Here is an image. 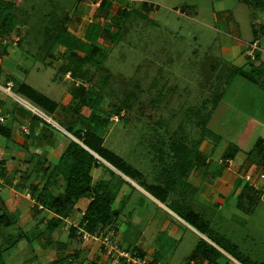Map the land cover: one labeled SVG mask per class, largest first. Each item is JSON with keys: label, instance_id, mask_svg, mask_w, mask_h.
I'll list each match as a JSON object with an SVG mask.
<instances>
[{"label": "rangeland", "instance_id": "obj_1", "mask_svg": "<svg viewBox=\"0 0 264 264\" xmlns=\"http://www.w3.org/2000/svg\"><path fill=\"white\" fill-rule=\"evenodd\" d=\"M10 1L16 4L14 13L18 25L8 37L0 38V66L15 68L3 73L0 92L24 104L26 102L21 100V96L12 90L16 82L30 83L58 102L68 87L75 84L101 92L104 101L100 114L110 120L105 129L93 127L94 132L102 136L106 148L142 173L136 179L137 183L148 189L152 184L166 185L172 180L175 185L165 202L167 206L172 207L174 203L172 208L178 211L180 207L177 203H184L183 207L204 213L212 220L210 226L221 234L233 236L232 230L242 228L228 215L235 213L231 208L234 207L232 198L219 204L221 208L217 210L197 198L198 189L194 184H189L188 178L191 170L197 168L198 164L202 165L203 161L209 160L211 168L226 167L230 161L224 160L223 155L241 147L242 150L235 152V166H238L241 160L249 157V150L256 139L264 138V125L258 123L253 127L252 124L250 130L248 123L250 113L264 119V78L261 77L264 75V61L255 59L256 53L260 51L258 46L259 51L254 52L256 48L252 47L253 43L248 45L254 39L250 21L253 25L258 18L264 21L262 12L253 13L249 7V15V8L236 0H110L112 9L106 15L99 13V19H94L99 22L98 27L102 31L109 32L98 42L101 53L106 56L103 67L98 70L86 66L84 79L74 82L59 72L65 60L64 49L45 45V31L48 27L63 26L81 36L92 20L91 9H94V14L101 0ZM145 4L152 6L150 12L144 9ZM124 8L132 12L122 20L120 27L115 28L111 18L118 9ZM226 47L230 52L225 53ZM235 54L241 59L234 60ZM16 65H20L21 70ZM238 67L246 73L252 68L259 70L256 81L251 83L237 74ZM8 83L12 84L10 91L7 89ZM219 95L222 100L215 107L213 100ZM59 105L57 117L52 118L65 129L69 125L77 129L74 123L76 117L66 110V103ZM81 105L80 113L88 115L90 109L85 103ZM32 109L37 112L35 108ZM209 117L208 124L203 127V122ZM4 124L11 125L9 120ZM74 137V141L82 144ZM174 142H181L184 149L195 151V155L191 154L195 158L194 163L182 177L181 163L171 148ZM9 147L5 152L7 156H3L0 148V160H7L8 163L14 159L10 154L22 151L17 143H10ZM263 149L261 147L258 155H252L245 170L255 166L250 172L260 175L257 167L263 164ZM97 159L103 164L105 177L110 180L104 183L106 194L110 197L119 185L117 178L110 179V172H117L109 168L108 163ZM19 161L15 163L16 166H19ZM98 173L94 174L96 178ZM8 190L6 188L1 193L0 203L6 199ZM19 192L22 196L26 195L25 189ZM88 199L79 200L78 207L86 206ZM119 202L118 198L112 206L120 211L125 203ZM156 205L148 198L140 203L130 201L125 210H131L132 215L128 217L127 212L125 215L128 219L141 218L143 214L152 216L157 210ZM259 207L256 211H263L264 205ZM31 211L28 200H24L14 215L7 209L1 211L0 206V214L5 213L11 218V224L0 229V245L6 249L3 252L5 264H53V261L61 260L74 261V264H110V259L104 257V249L98 244L90 240L71 239L72 226L67 230L58 227L51 233L47 229L48 223L40 222L45 217H50L49 221L52 219L48 209L34 220H31V214L22 220ZM156 217L158 220L150 225L153 226L151 230H146V246L156 240L163 264L169 255L172 256L173 264L188 261L199 235L184 224L178 226L175 239L167 233L156 236L163 222L170 219L161 209L157 210ZM70 221L77 224L79 218ZM121 223L119 218L110 226L117 231L115 239L127 248L139 236L140 230L136 225L128 227L125 221ZM119 229L126 233L119 234ZM18 236H23L22 240L8 248L11 244L8 240H15ZM260 236L264 238V234ZM179 239L181 242L176 252H171V246L176 245ZM76 251L80 252L78 258H74ZM150 260L151 257L147 259L148 262ZM231 264L239 263L231 259Z\"/></svg>", "mask_w": 264, "mask_h": 264}, {"label": "trees", "instance_id": "obj_2", "mask_svg": "<svg viewBox=\"0 0 264 264\" xmlns=\"http://www.w3.org/2000/svg\"><path fill=\"white\" fill-rule=\"evenodd\" d=\"M256 10L264 12V0H238ZM113 4L110 0H101L97 9L95 8V13L91 9L90 16L92 20L87 24L84 29L83 36H77L66 27L53 26L47 28L45 31V41L44 44L49 46H59L64 49V62L59 68V72L62 75L69 74L72 80L78 81L84 79V68L86 66H93L94 68L100 70L103 67L104 60L106 56L101 53V48H99V40L104 36H108L109 32L102 31L99 26V22L95 20L99 19L100 14L105 15L112 9ZM16 4L13 1L0 0V38L4 39L12 34L18 25V19L15 16L14 10ZM144 9L150 12L152 6L149 4L144 5ZM131 10L118 9L117 12L112 16L111 23L113 26L120 27L122 20H125L130 16ZM116 28V27H115ZM106 33V34H105ZM114 42V40H113ZM52 47V48H53ZM256 59H260V55L256 54ZM252 68L249 73L243 71L241 68L237 71V74L244 76L249 82L254 83L256 81L257 72ZM4 68L0 66V81L3 77ZM264 78V75L261 76ZM8 78H10L8 76ZM264 81V79H263ZM13 92L26 98L32 104L41 107L48 113H54L59 104L49 98L48 96L38 92L34 87L26 82H16L13 87ZM69 92L72 96L70 103L66 106L73 117H76L74 121L78 128L76 129L73 125H69L66 129L68 133L75 136L82 144L89 150L97 154L104 161L109 163L111 166L116 168L119 172L129 177L132 180H136L142 176V173L128 165V163L119 155L112 152L104 146V140L102 136L94 132L93 127H98L99 129H105L109 124V117H104L101 115V106L104 101V96L101 92L95 91L93 89L87 90L83 85H74L69 88ZM221 96H216L213 100L214 106L221 100ZM85 105L90 109L88 115L80 113L79 108ZM193 115V114H192ZM197 113H194V117ZM210 118V117H209ZM209 118L203 122V127L209 122ZM0 134L5 137H9L10 131L6 127H0ZM66 138V146L62 152L60 159L56 166L51 170L48 177V182L44 188L38 192L35 198L38 203L43 205L44 208L53 212L59 218H52L48 222L47 229L52 233L54 232L62 222V218L68 216L69 211L74 205L77 204L82 198L93 196V199L89 203L88 207L84 211V215L79 221L78 227L83 228L90 233H94L100 229H104L110 225H114L120 215L122 210L114 209L112 204L115 201L116 195L108 197L106 194L105 182H98L93 184L92 169L95 167L102 166L100 161L93 155L89 150H87L82 145L78 144L73 139L64 135ZM184 146L180 143H172L171 148L173 154L180 161V177L189 172L191 165L194 163L195 158L191 154L195 155V151L187 150L183 148ZM263 147V139H259L252 151L249 152V159L252 155L258 153L260 148ZM215 149V148H214ZM213 149V153L215 152ZM238 149L231 151V153H226L223 155L224 160L230 161L234 158L235 152ZM187 165L189 168L187 169ZM224 167L218 169V173L221 174ZM3 168L0 169V175L2 176ZM115 174L114 172H112ZM123 180V179H122ZM63 182V183H62ZM59 183H62L61 191L58 194H53L51 191V186L59 187ZM141 185V184H140ZM175 183L170 180L166 185L152 184L149 186L147 191L152 194L155 198L161 202H165L168 198L170 191ZM237 185H240L238 181ZM144 187V185H141ZM37 189H33L31 192L32 197L36 195ZM250 204H253L249 201ZM36 209L38 205L34 206ZM178 214L190 225L196 228L199 232L203 233L208 237V239L213 242L214 246L209 241L204 238H200L196 246L193 249V254L189 261L191 260H203L208 261L211 264H231V259H235L241 264H256L242 253L239 252L238 247L226 238L218 236L217 233L209 227L204 217L195 212L194 210L181 207L178 210ZM61 217V218H60ZM10 215L5 213L0 214V229L6 228L11 224ZM77 228L71 227L70 238L80 239L81 237L77 234ZM8 238V237H7ZM23 236L16 237L15 240L10 239L8 242V248H11L22 240ZM6 250V249H5ZM0 245V264H5L3 260V252L5 251ZM227 255H225L222 251ZM132 251L137 252L140 256H144L143 253L139 251L138 248H134ZM80 252L76 251L74 253V258H78ZM162 253L158 251L156 253L155 259L150 262V264H161ZM74 261L67 262L66 260L53 261V264H74ZM97 264V263H92Z\"/></svg>", "mask_w": 264, "mask_h": 264}, {"label": "crops", "instance_id": "obj_3", "mask_svg": "<svg viewBox=\"0 0 264 264\" xmlns=\"http://www.w3.org/2000/svg\"><path fill=\"white\" fill-rule=\"evenodd\" d=\"M236 1L239 4H244L239 2L238 0ZM98 6L99 3H97V7ZM246 6L248 8L250 7L248 5ZM250 8L253 9V13L256 11L259 12V10H256L253 7ZM250 8H249V15H250ZM260 12L264 14L263 11ZM250 23L252 25L254 39L248 42V45L252 42L253 43L252 47L255 48L254 44L257 43L258 49L260 51L257 49L256 46L254 52L258 50L259 52L256 54H259L260 60L264 61V21L263 19L258 18L255 25L252 24V20L250 21ZM83 33L81 36H83ZM228 51L229 48L226 47L225 53ZM236 56L238 55L235 54V57ZM252 58L254 57L252 56ZM235 59L238 60L241 58L236 57L234 58V60ZM255 59H256V55H255ZM240 62L241 60L239 61V63ZM17 67L20 70L22 68L20 65H18ZM3 68L5 73L6 71L7 73H9L8 71L14 69L15 67L11 66L10 68H6L5 66H3ZM64 76L66 77V79L70 77L69 74H66ZM69 88L70 86L68 87L67 91L64 92L59 102L54 100V98H51L50 96L46 95L45 93L37 90V88L35 89L38 92L45 94L46 96L57 102L58 104L63 105L64 103H66L67 106L72 99V96L69 93ZM2 92H0V117L3 118L5 117L6 120L4 122L0 121V127L1 126L6 127L10 131L9 137H5L4 135L0 134V148L3 150L2 154L3 156L4 155L7 156L6 153L10 149L9 147L10 143H14V144L17 143L18 146L22 149V151H14L12 154H10L11 158H14L13 161L10 163L6 162L7 160L5 162L3 161V159L0 160V163L3 168L2 176L0 175V198H2L1 193L6 188L9 189L6 199L2 200V202L0 203L1 211H3V209H7L11 215H14L19 210L24 200H28L29 203L31 204L32 211L31 213H27L22 218V220H24L26 216H28L29 214H31V220H34L37 217H41V213L46 209L43 207V205L38 203L35 200V198L37 197L38 192H40L44 188L46 183L49 181L48 177L50 175V172L56 166L62 152L64 151V148L67 143L64 135L68 136L71 139L73 136L70 133H68L67 130L63 128L58 122H56L54 118H52V117H57L56 116L57 111H55L54 113H48L45 110H43L41 107L31 104L30 102H28L26 98L22 96L20 97L21 100L26 102L27 105L22 103L21 101H15L14 99H11L7 94H4ZM32 107L35 108L37 112H34ZM255 115H256L255 113L249 114L250 119L248 123L250 130L254 127V125L258 123H259L258 125H264V119H262L261 117H256ZM7 120L10 121L11 123L10 126L4 124L6 123ZM262 128H264V126H262ZM24 129H26L27 132H24ZM2 137L5 138L7 141H5ZM259 139H263V147H264V138L259 137L256 139L253 147L249 150V152L253 150ZM82 146L85 147L84 145ZM86 149L89 150L87 147ZM239 150H242V148L238 147V151ZM236 153L234 158L230 160L231 164L227 163L228 165L224 167L221 174L218 173V169L221 166L218 167L216 166L215 168H211V163H209V160H207L206 162L203 161L202 165L198 164L197 168L191 170L190 176L188 178V182L191 185L194 184L198 189L196 196L200 201L214 206L215 208H217V210L221 208V206L218 207L219 204L220 205L224 204L225 202L229 201L230 198H232L234 200V205H233L234 207L231 208L232 210H234L235 213H229L228 215L230 218L236 220L237 222L235 223L240 224L242 228H237V227L236 229L234 228L235 230H232L231 232L233 236H230V234H226V233L221 234L218 230H216L215 228L213 229L210 226L212 225L211 224L212 220L210 218H208L204 213H200L195 209L194 211L198 212L204 217V219L209 224L211 229H213V231L217 233L218 236L224 237L229 242L236 245L238 247L239 252L242 253L248 259H250V261L256 264H264V238L260 236L264 234V233L261 234L262 231H264V208H262L263 211L261 212L256 211L259 206L264 205V179H261L260 177V175L264 173V149L261 154L263 155V158L261 157L262 159L261 161H263V164L257 167L260 175H258V173L255 172L253 173L250 172V169L255 166H249V168L245 170L249 158L241 160L240 164L238 166H235V160L237 158ZM0 154H1V150H0ZM258 154L259 153H256L254 155L256 156ZM18 161H19V166H16L15 163H17ZM3 164L5 165L3 166ZM102 166L95 167L92 169L91 174L93 177L94 185L97 184L98 182H101V179L105 180V183H109L110 181L107 177H105V173L103 169L104 167ZM21 167L23 168L20 169ZM109 168L117 172L115 173L114 171H112L115 174L110 172V179L112 180V178H117L119 180L118 181L119 185L115 187L116 192H113V194L116 195L115 200L119 198L120 200L119 203H125L124 208H122V214H124V216L120 215L119 218L122 223H124L125 221L128 227L133 224L136 225V227L139 228L140 230L139 236L135 240H133V243L129 247L126 248L124 243L121 242L120 245L122 246L123 249L133 250L134 248H138L139 251L143 253L144 255L143 257L146 258V260L149 257H151V260L149 262L147 261L149 264L155 259L156 253L158 251L161 252V250H159L156 240H154L155 241L154 243L150 242L148 243V246H146L144 237L147 228L151 230L153 226L150 227V225L154 221L158 220V218L156 217V213L158 209L163 210V212L166 213V216H168V218L170 219H166L163 222V225H161L159 233L156 234V236H159V234L167 233L169 237L175 239V237H177L176 232L178 226L185 224L186 226L191 227L199 235V240L200 238H204L205 240L209 241L214 246H216L213 242H211L208 239L206 235L199 232L196 228H194L192 225H190L187 221H185L182 217L179 216L178 211L172 208L174 204L172 199H171V202L173 203L172 207L167 206L165 203L166 201L161 202L160 200L155 198L152 194H150L147 191L145 187L137 183L136 180H132L129 177H126L124 174L119 172L116 168H114L110 164H109ZM105 170L108 171L107 169ZM16 171L18 172L19 175L17 174ZM97 173H98V177L96 178L94 174ZM248 177H250V180H247ZM238 181H240L239 186L237 185ZM62 183H59L60 188H58L57 186H53V187L51 186V191L53 194L56 195L61 191L62 187H64ZM20 189H25V194L27 193L31 194V191L33 189H37V193L32 197V199H29L26 197V195L25 196L21 195L22 193L19 192ZM88 198L89 199L86 206L78 207V204H76L69 211L68 216L62 218V222L59 225V227L62 230H65V226L67 225L68 222H71L70 220H76V218H79V221L81 220L82 213L88 207L89 203L93 199V196L90 195L88 196ZM147 198L148 200H151L153 204H157L156 205L157 210L153 213V215L148 216L146 214H143L141 218L134 217L133 219L131 218L132 220L128 219L127 216L129 217L130 215H132V211L125 210V206L127 205V203H129L130 201H133L134 203L136 202L140 203L146 201ZM223 198L226 199V201L223 200ZM249 201H251L253 204H250ZM35 203L41 205L43 209H39V208L33 209L35 208L34 207ZM177 204L178 207L181 208L183 207L184 203H177ZM73 210H75L76 212H74ZM50 213L52 215L51 218H55V219L59 218V216H57L53 212L50 211ZM49 218L50 217L43 218L42 221H40L41 224H47ZM79 221L77 224L76 223L74 224L72 223V224L75 227H77ZM118 232H120L119 234L126 233V231L121 232L120 229L118 230ZM239 235L243 237L241 238L239 237ZM252 239L254 240V242L252 241ZM257 239H259L258 242L256 241ZM179 240H177L176 245H173L174 247L171 246L173 248L171 252L173 253L176 252L181 242V240L180 241ZM222 252L225 255H227L224 251ZM104 257L106 258V256ZM171 257L172 256L169 255L168 259L164 261L165 262L164 264H173L171 262ZM228 257L236 261L230 256ZM162 261L163 259L161 258V262ZM181 264H211V263H209L208 261H203L198 259L191 261L188 260Z\"/></svg>", "mask_w": 264, "mask_h": 264}, {"label": "built area", "instance_id": "obj_4", "mask_svg": "<svg viewBox=\"0 0 264 264\" xmlns=\"http://www.w3.org/2000/svg\"><path fill=\"white\" fill-rule=\"evenodd\" d=\"M255 48L257 43L254 44ZM8 90L10 91L12 84L8 83ZM4 118L0 117V121L3 122ZM5 121V120H4ZM24 132H27L24 129ZM2 165L0 163V169ZM261 179H264V173L260 175ZM247 180H250L248 177ZM258 188V187H256ZM26 197L32 199V195L30 193L26 194ZM39 209H43V207L37 203ZM84 212L82 213V216ZM70 226L75 227L72 223H67L65 226V230L69 229ZM77 234L81 237L82 240L85 241H93L95 244H98L102 249H104L105 256L110 259V264H149L146 258L140 256L137 252L132 250H125L122 248L120 243L115 239L117 231L113 226H108L104 229H100L94 233H90L83 228L77 227Z\"/></svg>", "mask_w": 264, "mask_h": 264}, {"label": "water", "instance_id": "obj_5", "mask_svg": "<svg viewBox=\"0 0 264 264\" xmlns=\"http://www.w3.org/2000/svg\"><path fill=\"white\" fill-rule=\"evenodd\" d=\"M81 144V143H80ZM81 145H83V144H81ZM86 148V147H85ZM93 155H95V157H97V158H99V159H101L102 161H104L102 158H100L97 154H95L94 152H92V151H90ZM104 162H106V161H104ZM107 163V162H106ZM109 164V163H108Z\"/></svg>", "mask_w": 264, "mask_h": 264}]
</instances>
